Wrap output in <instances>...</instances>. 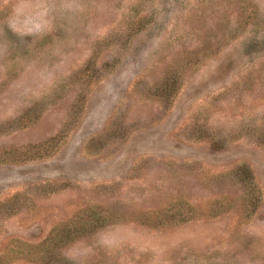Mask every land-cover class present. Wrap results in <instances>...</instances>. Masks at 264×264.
I'll return each mask as SVG.
<instances>
[{
  "label": "rangeland",
  "instance_id": "obj_1",
  "mask_svg": "<svg viewBox=\"0 0 264 264\" xmlns=\"http://www.w3.org/2000/svg\"><path fill=\"white\" fill-rule=\"evenodd\" d=\"M0 264H264V0H0Z\"/></svg>",
  "mask_w": 264,
  "mask_h": 264
}]
</instances>
